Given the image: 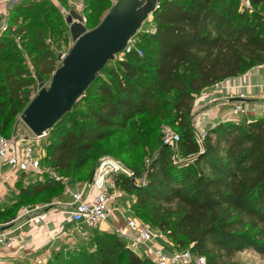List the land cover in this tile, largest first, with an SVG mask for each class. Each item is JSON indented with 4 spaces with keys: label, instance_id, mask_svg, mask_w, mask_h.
<instances>
[{
    "label": "trees",
    "instance_id": "trees-1",
    "mask_svg": "<svg viewBox=\"0 0 264 264\" xmlns=\"http://www.w3.org/2000/svg\"><path fill=\"white\" fill-rule=\"evenodd\" d=\"M27 1L41 9L38 2L45 0ZM98 1L92 8L101 11ZM237 3L163 0L154 13V31L138 43L148 54H130L105 66L72 111L48 132L54 138L44 159L61 177L81 181L88 174L91 181L103 154L120 146L127 134L124 146L136 148L153 138L160 123H169L180 136L177 150L154 139L157 156L146 173L134 163V177H146L145 184L121 174L116 186L136 197L135 211L145 212L174 248L204 257L207 264H233V257L247 249L264 255V115L246 125L227 121L212 127L199 144L193 114L197 96L206 89L264 65V0H250L252 10H239ZM259 7L263 13L256 11ZM10 9L7 22L15 23L25 8ZM88 11L89 6L90 29L94 17ZM63 33L60 29L56 35ZM39 37L30 42L28 53L33 77L28 67H4L22 52L5 55L15 44L10 31L0 36V134L10 131L32 101L36 80H51L59 68L60 57L45 44V33ZM178 152L182 160H177ZM96 155L99 162L93 166ZM18 189L16 208H21L38 198L50 200L64 187L46 176L19 183ZM101 236L103 252L93 264H157L140 257L119 235Z\"/></svg>",
    "mask_w": 264,
    "mask_h": 264
},
{
    "label": "built area",
    "instance_id": "built-area-1",
    "mask_svg": "<svg viewBox=\"0 0 264 264\" xmlns=\"http://www.w3.org/2000/svg\"><path fill=\"white\" fill-rule=\"evenodd\" d=\"M68 1L70 2L72 9L83 18L82 24L90 30L86 18V0ZM117 1L118 0H114V4ZM11 2L12 0H0V36L8 31V25L6 21H4V18L6 19V12L11 6ZM157 7L159 8L160 4H158ZM148 20H151V23L154 25V13L149 16ZM74 22L77 21L74 19ZM72 42L74 45L73 39ZM134 53L143 56L138 48V42L135 37L128 42L124 51L118 55L116 59L123 61L127 55ZM66 55H62V58H65ZM60 61L62 65V60L60 59ZM259 67L262 68L264 65ZM219 85L220 83L215 86ZM258 89L261 90L259 93L260 95H256L254 87H241L237 91L229 93V96L233 99L235 98L238 102L227 121H233L239 124L243 123L246 125L254 121V119H250L248 116L252 115L256 118L264 115V105L263 109L258 112L254 110L249 111L243 104V101L253 99V97L256 96L264 101V84L259 86ZM244 116H247L245 120H243ZM195 128L197 141L199 144H202L207 129L200 120L195 121ZM44 137H36L33 134L19 138L0 136V166L8 167L12 173L29 175L35 179H44L46 176H50L56 181L66 183V192L70 194L73 199L70 204L71 209L67 211V215L69 221L75 226L83 225L89 230H96L103 224L109 222L112 216V205L118 196L115 192L118 189L115 182L117 176L124 174L131 177L138 185L145 184L146 177L136 179L133 173H130L117 161L110 158H103L95 171L91 183V185L97 189L98 194L93 200H90L86 198L82 192L71 189V187L67 185V181L64 177H61L56 172L46 169L43 166V157L40 153V143ZM162 140L164 146H168L176 151L180 142V136L176 132L166 129ZM61 205V202L51 205H24L18 212L17 220L25 219L27 224L31 226H40L49 219V211H51V208ZM126 223L128 233H122L121 231L118 232L123 239L128 242L127 244L131 249L140 257L149 258L157 264H207L206 258L195 257L188 250H179L168 255L163 248L153 244L155 240H157V237L145 225H141L137 220L131 218H128ZM2 228L3 227L0 225V231ZM13 235L14 232H0V244L7 246L13 245L16 242V237ZM60 235L69 237L72 233L68 229H62ZM166 241L169 246L172 248L174 247L172 242L168 240ZM144 248L147 251H144ZM151 256L154 257V260ZM36 264H44V260L39 258L37 259Z\"/></svg>",
    "mask_w": 264,
    "mask_h": 264
},
{
    "label": "rangeland",
    "instance_id": "rangeland-1",
    "mask_svg": "<svg viewBox=\"0 0 264 264\" xmlns=\"http://www.w3.org/2000/svg\"><path fill=\"white\" fill-rule=\"evenodd\" d=\"M96 0H87L86 5L89 6L88 15L93 16L91 27L90 29L96 28L104 19L105 17L110 14V11L113 7L114 0H99V10H93V5ZM250 0H238L237 5L239 6V10L243 9V7L252 10V5L249 3ZM41 3L42 8L36 7V4H31L30 2H26L25 0H12L11 6L7 10L6 21L8 25V31H10V36L14 41L15 48L8 49L5 52V55L13 56L19 55L18 53L21 51L20 59L13 60L12 63H5L4 67H11L16 65H22L21 67L25 66L29 68V71L33 77H35V69L31 65V57L29 56V50L33 49L30 42L32 40H37L39 37L40 32H44L46 37L44 42L48 45L52 50H54L55 54L59 57L62 55L68 54L72 49V38L69 33V25H68V17L70 13L73 11L70 2L68 0H45ZM23 6L25 9L21 12L18 17V20L15 23H8L7 17L9 14V9H15L18 6ZM35 6V7H34ZM48 9V10H47ZM54 10H57L56 12ZM91 10V11H90ZM260 13H263V8L259 7L256 9ZM87 18V15H86ZM57 19V22L55 21ZM62 24L60 25V22ZM152 21L148 20L142 27V29L137 33L135 39L138 43L143 42L146 40L145 36L146 33L152 32L154 30ZM60 29H64V33L62 35H56ZM51 32L55 33L52 34ZM69 33V34H68ZM18 45V48L16 47ZM24 45V46H23ZM25 47V48H24ZM15 51L16 54H12ZM23 51H26L24 53ZM142 55L148 54L145 49L140 48ZM37 55V54H36ZM117 60V59H116ZM119 60V59H118ZM59 67L61 66V61L59 60L58 63ZM115 66L114 61L109 63L108 67ZM50 79H45L44 83L46 88L50 86ZM2 83L0 82V86ZM40 83L36 80V89L34 90V96L38 94L40 90ZM1 99L0 101H2ZM160 122H158L159 124ZM243 124V123H242ZM166 129H170L173 132H176L169 123L163 122L160 123L159 129L153 135V138H145L144 140L140 141L137 144V147L131 146H124L129 139V135L127 134L124 139L121 140L120 146L118 144L115 145L111 152L103 154L102 158H110L118 163H120L125 169H127L130 173L135 171L134 163L138 164V167L144 169L143 173H146L149 165L157 156V145L153 144V140L155 139L158 143L163 144V135ZM32 135V133L28 130L25 124L20 120V116L17 117L16 121L11 126V129L6 134H0V136H8V137H24L26 135ZM177 133V132H176ZM119 135V134H118ZM117 135V136H118ZM54 137L50 136L48 133L46 137L41 140L40 143V153L43 157V160L47 157V146L50 144ZM142 142H144L142 144ZM179 153V152H178ZM99 158V159H100ZM100 159V160H101ZM180 153L177 157V160H182ZM98 156L93 157V166L98 164ZM100 163V162H99ZM43 165L46 169L50 167L47 166L45 160L43 161ZM142 169V170H143ZM141 174V175H142ZM145 175V174H144ZM141 177V176H140ZM33 179V178H32ZM31 179V180H32ZM36 180V179H34ZM78 181L80 183L81 188L87 189L89 188V175H84ZM74 181V179H73ZM76 181V180H75ZM74 181V182H75ZM71 182V181H69ZM77 183V182H76ZM117 193V198L115 199L112 205V211H116L117 213L125 214L126 221L128 218L135 219L141 225H145L158 239H163L161 236H165L164 233H161L157 227L150 223V218L144 212H138L134 209V204L136 202V197L134 195H130L128 193L123 192L121 189H117L115 191ZM42 202V201H40ZM35 203V202H32ZM45 203V202H43ZM38 205H43L36 202ZM125 221V220H124ZM72 235L68 238L74 239L73 241H66L67 244L64 245L59 251L53 252L50 256L44 260V264H51L61 262V264H93L94 261L99 258L103 252L102 247L100 246V240L102 239L101 234H116L123 238L116 228H112L110 231L103 232L100 228L91 231L88 228L82 226H72L68 229ZM100 235V236H99ZM76 236V237H75ZM67 237V236H66ZM167 242V241H166ZM233 264H264V255L257 253L253 249H247L245 251L237 253L233 259Z\"/></svg>",
    "mask_w": 264,
    "mask_h": 264
},
{
    "label": "crops",
    "instance_id": "crops-1",
    "mask_svg": "<svg viewBox=\"0 0 264 264\" xmlns=\"http://www.w3.org/2000/svg\"><path fill=\"white\" fill-rule=\"evenodd\" d=\"M263 84L264 67H256L244 76L224 81L219 86L206 89L196 98L193 109L195 121L200 120L207 130L227 122L238 102L235 98H231L229 93L235 92L241 87H254L256 95H260L261 90L258 87ZM243 104L249 111L260 112L263 109L264 101L256 96L253 99L243 101ZM258 117L248 116L250 119H257ZM246 118L247 116H244L243 120ZM26 136H30V133ZM32 178L29 175L12 173L8 167L0 166V225L3 227L0 232H14L13 236L16 237V242L13 245L0 244V264H36L37 259H47L51 253L59 251L66 245V241L74 240L60 235L62 229H70L75 226L69 221L67 215L73 199L66 192V183H62L64 189L61 194L51 196V199H47L45 203H43L44 199L39 200L38 198V201L36 200L43 205L62 203L61 206L51 208L47 222L40 226H31L27 224L25 219L17 220L20 210V208H16L20 196L18 184L28 185L38 180ZM64 178L71 189L82 192L86 198L93 200L97 196L98 191L91 185L92 180L89 182L90 187L84 189L81 188L78 181L74 180V182L71 178ZM99 228L103 232L116 228V231L128 233L125 214L112 211L109 222ZM153 244L163 248L168 255L178 251L169 246L163 239L155 240ZM144 251L147 250L144 248Z\"/></svg>",
    "mask_w": 264,
    "mask_h": 264
},
{
    "label": "water",
    "instance_id": "water-1",
    "mask_svg": "<svg viewBox=\"0 0 264 264\" xmlns=\"http://www.w3.org/2000/svg\"><path fill=\"white\" fill-rule=\"evenodd\" d=\"M163 0H118L110 14L88 30L74 10L68 17L74 41L71 51L53 74L49 88L42 78L38 94L20 115V120L36 137H44L84 96L105 66L115 61L128 42L142 29ZM74 19L77 22H74Z\"/></svg>",
    "mask_w": 264,
    "mask_h": 264
}]
</instances>
